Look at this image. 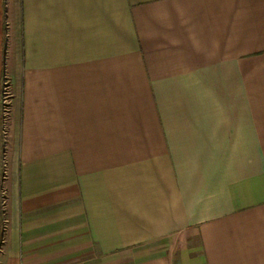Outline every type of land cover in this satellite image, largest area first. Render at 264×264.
Masks as SVG:
<instances>
[{
    "label": "crops",
    "instance_id": "crops-1",
    "mask_svg": "<svg viewBox=\"0 0 264 264\" xmlns=\"http://www.w3.org/2000/svg\"><path fill=\"white\" fill-rule=\"evenodd\" d=\"M0 264H264V0H4Z\"/></svg>",
    "mask_w": 264,
    "mask_h": 264
},
{
    "label": "built area",
    "instance_id": "built-area-1",
    "mask_svg": "<svg viewBox=\"0 0 264 264\" xmlns=\"http://www.w3.org/2000/svg\"><path fill=\"white\" fill-rule=\"evenodd\" d=\"M8 38L7 32H5V46ZM6 52V47L4 49ZM5 54V53H4ZM6 55V54H5ZM1 94H0V204L3 217L2 225V239L1 245L5 240V234L7 231V202H8V190L6 182L9 176V142H10V130L9 124L11 119L12 104H13V90L10 76L4 70L2 74ZM1 249V248H0Z\"/></svg>",
    "mask_w": 264,
    "mask_h": 264
},
{
    "label": "rangeland",
    "instance_id": "rangeland-1",
    "mask_svg": "<svg viewBox=\"0 0 264 264\" xmlns=\"http://www.w3.org/2000/svg\"><path fill=\"white\" fill-rule=\"evenodd\" d=\"M1 10H4V0H1ZM4 14V12H3ZM3 26V25H2ZM4 27V26H3ZM2 27V28H3ZM4 30V28L2 29ZM3 53H2V71H1V79H2V74H3V71H4V57H5V52H4V49H5V33L3 32ZM1 84H2V80L0 81V94H1ZM0 151H1V142H0ZM0 188H1V182H0ZM1 204H0V245H1V239H2V225H3V217H2V210H1Z\"/></svg>",
    "mask_w": 264,
    "mask_h": 264
},
{
    "label": "trees",
    "instance_id": "trees-1",
    "mask_svg": "<svg viewBox=\"0 0 264 264\" xmlns=\"http://www.w3.org/2000/svg\"><path fill=\"white\" fill-rule=\"evenodd\" d=\"M1 1V0H0ZM4 14H3V10H1V2H0V81H1V71H2V53H3V21H4Z\"/></svg>",
    "mask_w": 264,
    "mask_h": 264
}]
</instances>
